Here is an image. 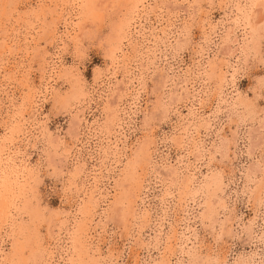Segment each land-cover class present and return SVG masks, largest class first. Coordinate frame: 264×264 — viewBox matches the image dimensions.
Returning a JSON list of instances; mask_svg holds the SVG:
<instances>
[{
  "label": "rangeland",
  "instance_id": "obj_1",
  "mask_svg": "<svg viewBox=\"0 0 264 264\" xmlns=\"http://www.w3.org/2000/svg\"><path fill=\"white\" fill-rule=\"evenodd\" d=\"M152 1L162 6L169 4L167 6L172 7V0H166L164 3H161L162 0ZM190 1L188 9L187 1L180 3L176 15L170 13L169 15L164 9L163 18H159L160 23L152 18L154 26H158L156 31L164 28L166 33L155 39L150 35L151 30H145L144 45L139 48L141 50L136 58H133L134 53L129 47L128 50L131 52L129 57L133 58L130 59L132 71L129 75L132 80L129 88L132 90L129 91L131 94L129 93L128 99L119 104L122 127L116 136L111 137V150L107 151L110 155L106 156L103 153L108 138L99 137L102 134L94 132L90 135L85 131L77 143L78 147H82L81 159L78 162L82 163L85 160V170L97 171L101 181L100 206L95 223L93 222L96 227L92 225L91 229L94 238L92 244L88 245L90 242L84 244L97 249L95 256L101 259L102 264H156L169 254L172 264H190V260L199 262V259L204 261L207 259L213 264H264V38L259 47L256 50L251 49L247 56L237 51L239 58L236 56L230 59L235 70L233 81L231 83L230 80L225 81L220 88L219 79H216L217 67L222 59L227 58L222 56L221 52V36L224 35L225 28L219 22H227L226 27L231 25L229 21L236 14V9L232 6L234 1H231L228 7H225L221 0H195L197 3L194 0ZM239 1L244 3V0ZM35 5L37 0H0V32L5 28L12 32L14 28L20 32L19 39H23L22 34L25 30L19 28L20 24L17 22L20 20L19 14L35 8ZM46 16L49 20L48 15ZM201 22L207 30L209 23L217 25V29L209 36L206 29L202 30ZM109 23V19L103 21L98 33L90 37L91 39L85 37L81 52L74 50L71 44L60 51L61 59L57 62L62 66H75L81 74L78 75L80 77L78 83L84 87L89 88L93 84L96 70L103 73L106 69L103 51L106 42L102 39L108 35ZM34 27L30 31L32 37L28 34L27 41L21 39L17 46L11 43L14 45L11 49L14 56L8 57L10 62L21 66L19 77L15 79L12 76L11 65L5 72L0 73V78L3 77L0 84L5 89L0 91V114L3 120L20 105L26 94V84H39L38 68L41 62L38 55H41L40 52L47 45L41 38L44 29L42 20ZM237 37L241 40V32L237 31ZM215 63L217 65H214ZM211 65L216 67L215 73L210 70ZM118 71L117 77L120 79L122 73L126 72ZM229 71H232V68ZM204 72H207V75ZM72 82L73 80L67 77L51 81L52 88L48 97L41 102L42 108L37 112L33 111L34 116L32 112L25 114L28 120H34V117L38 119L33 121L36 125L33 132L28 135L30 138L27 136L24 144L18 143L20 149L25 152V163L33 168L36 179L34 184L37 186L34 188L36 197L34 201L40 203L43 213L47 210L54 213L63 207L72 214L80 198L70 195V202L64 205L68 199L65 198L62 181L69 174L65 168L64 177L61 176L58 167L49 166L47 160L48 152L52 150L49 144L52 137L61 138L57 141L60 145L59 152L69 153L74 150V140L69 135L74 134L70 122L77 108H74V104L65 108L58 105L55 107L52 99L56 92L67 93ZM164 82L161 90V83ZM118 86L115 79L105 80L92 95L89 107L85 109L80 107L82 112L79 113V117L98 128L106 119L103 106L106 105L107 98L116 97L115 93L111 95V89L117 90ZM184 87L189 89L194 103V113L189 112L181 100L186 94ZM171 97L180 99L178 101L174 99L175 103L172 100L168 112L162 114L159 107L160 98H165L164 101L168 103ZM236 97L243 98L249 105L241 104L233 106L235 108L233 109L231 99ZM185 125H189L192 129L190 131L194 132L192 137L194 141L188 138L187 146L179 149L175 138L183 132ZM4 126L0 124V136ZM68 130H71L70 134ZM146 140L154 142L149 146L150 154L146 156V160L144 158V164L151 160L149 162L152 171L145 175V169H138V179L145 178L143 188L138 190L135 184L131 183L133 194L131 198L129 197L130 207L136 214L123 218L125 216L114 212L112 207L114 197L123 191L117 185L123 176L121 169L125 168V162L130 160L136 147ZM64 142L68 145L65 146ZM64 146L67 149H64ZM112 152L116 155L114 156ZM74 158L73 155L70 156L68 169L73 168L76 163ZM171 166L182 168L179 170L181 173L177 181L164 177ZM187 174L193 177L194 188L199 187L203 177L209 175L218 179L216 185L220 188L212 185L209 192H199L195 201L188 200V204L184 203L180 197L183 195L181 192ZM31 181L33 183V180ZM258 190L261 193L260 198H255ZM168 191L170 195L167 194ZM206 200L215 201V213L211 219L203 217ZM125 206H129L127 202ZM48 211L44 216H47ZM69 218V224L73 225L72 215ZM27 220L28 216L24 215V222H28ZM176 227L178 233L185 234L183 247H179L180 244L175 245L172 239L169 240ZM66 236L65 233L62 234V247L57 257L53 259L55 264H64L62 260L57 259L62 255L64 259L67 257V253L62 249L70 245L69 235ZM38 238H42V243L47 244L45 221L38 225L36 239ZM30 240L37 241L33 236ZM3 247L7 248V243Z\"/></svg>",
  "mask_w": 264,
  "mask_h": 264
},
{
  "label": "bare ground",
  "instance_id": "obj_2",
  "mask_svg": "<svg viewBox=\"0 0 264 264\" xmlns=\"http://www.w3.org/2000/svg\"><path fill=\"white\" fill-rule=\"evenodd\" d=\"M186 1L188 4V9L190 6L189 4L191 3L190 0H172V7L167 6L169 4L162 6L161 4L157 3L156 1L153 2L152 0H37V5H35V8L32 7L30 10L23 11V15L19 14L20 22L17 21L18 24H20L19 28H24L25 30V33L22 34L24 35V38L21 39L27 41L29 39L27 35L30 34V31L35 28V24H38V21L40 22L42 20L44 29L42 34L43 36H41V38L44 39L43 41L47 46L44 45L46 47H44L43 51L40 52L41 55H38L40 58L39 62H41L39 63L38 68L39 84H26V94L24 95L20 105L17 106L16 111H12L11 114L9 113L4 120L1 118L0 114V124L3 126L5 125L4 131L0 136V264H55L53 259L57 257L59 250L62 247L61 241H63V233H65V236L66 234L69 235L68 240L70 241V245L66 246L67 248H62L64 249V252L67 253L66 259H64L65 257L62 255L57 259L58 261L62 260L64 264L103 263L101 259L95 256L97 249H93L92 247L90 248V246L87 247L85 245L86 243L84 244V242H90L88 245L92 244V240L94 238V236L91 234V229L93 222L98 215L97 210L100 206L99 196H101V181L99 176H97V171L94 172L93 170V172H87L85 170V160L82 163L81 161L78 162L81 159L80 150L82 147H78L77 143L81 140V136L85 133V131H87V133L90 135L94 132H96V134H102L99 135V137L101 136L108 138V143L105 142L107 143L105 145L106 147H102L103 153L106 156L110 155L107 151L111 150V137L116 136L115 134L119 133L118 130H120L122 127V118H120L119 114L121 105L119 104L129 97V91L132 90L129 88V83L132 81L131 77L129 76L131 75L130 73L132 71V68H130L132 67L130 59L132 60L133 58H136L138 53H140L141 49L139 48H142V45H144L143 40L145 39V30H151L150 35L155 37V39H159L161 34L166 33L164 28L158 29V32L156 31L158 26H154L152 18L154 17L156 19L155 21L160 23L159 18H163L162 12L164 9H166L168 14L170 13L172 15H176L177 12H179V4ZM231 1H234L232 6L236 9L235 17L229 21L231 25L226 27L227 22H219L225 28L224 35L221 36L222 42L220 47L222 51L221 49L220 51L223 54L221 55L227 58L226 60L222 59L217 67L218 78L216 79H219L218 81L220 88H222L225 81L230 80V83L233 81V72L235 70L233 64L230 63V59L238 55L237 51L239 54L241 53L244 56H247L251 49L256 50L257 47H259L261 40L264 38V0H244L243 4L239 0H221L225 7H228ZM164 2H166V0L161 1V3ZM6 4L8 3L6 2ZM6 9L7 8H5V10ZM15 10L17 11L16 8ZM46 15H48V18H50L49 20H47ZM7 18L9 21L10 17L8 16ZM108 19L110 20L109 32L108 35L106 34V38L103 37L102 39L103 42H106L103 49V51H105L104 58H106V69H103V73L99 70H96L94 72V82L92 81L93 84L87 88L78 83L80 80L78 75L81 74L77 68H75V66H62V64L57 62V60L61 59L59 55L60 51L64 49L66 45L71 44L74 50L79 52L83 48H81V46L83 45L85 37L89 39L95 35V33H98V28L102 27L103 21ZM147 23L149 25H147ZM200 24L202 30L206 29L202 22ZM208 26L209 30L206 29V33L210 36L217 29V25H212L209 23ZM148 27H150V29H148ZM11 31L12 32L5 28L0 32V73H3V71L5 72L7 69H9V65H11L10 71H12V76L15 78L19 77L18 75L20 74L22 68L20 65H15L14 62H10V58L8 56L13 55V51H11V49L14 45L11 43H14L17 46L20 43L19 40L21 39H19L20 32L18 30L13 28ZM237 31L241 32V40H239L237 37ZM30 36L32 37L31 34ZM96 36L94 37L97 38ZM139 40H141V42H139ZM52 47L54 48V51L51 52ZM129 47L134 53L132 55L133 58L129 57L131 54V52L128 50ZM237 57L239 58V56ZM212 65L210 70L215 73L217 69H215L216 67H212ZM214 65L217 64L215 63ZM230 68H232V71H229ZM118 70H124L126 72L125 74L122 73V78L120 79L117 77L119 76ZM204 73L207 75V72ZM197 75L199 76V73ZM211 76H213V73H211ZM60 77H67L73 80L71 88L67 93L56 92L52 99L54 106L58 105L61 108H65L74 104V108H77V112L70 122V126L72 127L74 134H70L71 130H68V134H70L69 136H71L74 140V150H68L70 151L69 153L67 151L59 152L60 145L57 143V141H60L61 138L56 137L54 138L56 140H54L52 137L49 139V144L51 145L52 150L49 152L47 151L49 155L47 160L49 166H53L54 168H56V166L58 167L61 176L64 177L63 170H65V168L66 173L69 174L68 177L65 178L66 180L64 179L62 181L63 192L66 195L65 198L68 199L64 202V205H67L68 202H70V195H75L80 198L78 199V205L72 214L70 211H66L65 208L60 207V210L55 211L54 213H51V211L47 210L48 214L47 216H44L47 211L43 213V210L39 205L40 203L37 200L34 201V199H36L34 195V188L37 186L34 184L36 179L33 175V168L29 167L25 163V152L21 150L22 148L20 149L18 143L23 142L24 144L25 138H27L30 132H33V128L36 125H34L33 121L38 120L36 117H34V120H28L25 118V114L32 112V115L34 116L33 111L37 112L40 110V108H42L41 102L48 97L50 88H52L51 81H56V79ZM201 78L203 77L201 76ZM213 78H215V76ZM111 79H115L119 84L117 90L111 89V95L113 96L115 93L116 97L113 96L112 99L110 97L107 98L106 105L104 104L103 106L106 119L102 124H99L98 128H95L93 127L94 125L92 126L91 123L89 124L86 120L80 118L79 113L82 112V107L84 109L89 107L92 95L94 92L96 93V91H98V87L101 86L105 80ZM164 85L165 82L161 83V90L163 89ZM184 88V93L186 94L182 96L181 100L186 105L189 112L194 113V103L191 99L189 89H186V87ZM2 89L3 88L1 87L0 91H2ZM222 90L220 89V91ZM3 91H5V89H3ZM176 97H174V99L178 101L180 98ZM164 99L160 98L159 105L161 109L160 112H163L162 114H166L168 112L167 110L168 107L171 106H169V104H172V100L173 103H175L172 97L168 103H166ZM231 100L232 108L233 106L236 107L240 106L241 104L246 106L249 105L248 102L243 100V98L238 99L236 97V99L232 98ZM35 115L37 116L39 114ZM190 129L191 128L189 125H185L183 127V132L177 138H175V143L179 149H184L185 146H187L188 138H191L192 141H194L192 138L194 132H191ZM28 138L30 137L28 136ZM151 143L154 142H150L148 140L142 141L134 150L130 160L125 162V168L121 169L123 170V176L121 180H118L119 182L117 185L122 188L123 191H119L120 194L114 197L115 199L114 201L112 200V207L114 212L120 213V215L122 214V217L124 215L125 217L123 218H127L128 215L133 217L136 214L133 208L130 207L131 201L129 200V197L133 194L131 192L132 190L130 186H132L134 183L135 187L139 190L143 185L145 178H143V180L138 179V169H145V175H148L152 171L150 170L151 167L149 162L151 160L144 164V158L146 160V156L150 154L149 146ZM66 145H68V143H65V146ZM65 146L64 149H67ZM69 148L71 147H68V149ZM112 154L114 156L116 155L114 152H112ZM72 155L75 157L74 161H76V163L74 164L73 168L68 169V161ZM180 163L181 161L178 162L179 165ZM180 169L182 168L179 166L170 168L168 172L166 171L165 173V179L169 177L174 181H177L178 176L181 173H179ZM99 174H101V171ZM188 174L184 177L183 191L181 190L183 195L180 197L184 203L188 204V200L195 201L197 197L196 195L199 192H209V190L212 188V185H215L214 187L220 188V186H217L218 179L210 175L203 177L202 181L199 182V187L194 188L192 187L194 179ZM31 180H33V183ZM213 190L212 192H214ZM167 194L170 195L169 191ZM260 194L261 193L258 190L256 192L255 198H260ZM210 195L208 196L210 197ZM134 196H132L133 200ZM204 198H206V195ZM126 202L129 206H125ZM214 202L211 200H206L204 202L206 205V211L203 213L204 218L209 217L211 219L212 214L215 213ZM24 215L28 216V222H24ZM69 215H72L73 225L69 224ZM42 221H45L46 223L48 240L46 245L42 243V238L36 239L38 234V225ZM94 227L93 229L95 230ZM184 235V232L182 234L178 233V229L176 227L174 228L169 240L172 239V241L175 242V245L180 244L179 247H183L182 245L186 239H184ZM31 236H33V239L37 241H31ZM6 243L8 247L4 248L3 246ZM170 255L171 254L156 264H172ZM189 256L191 257L190 254ZM196 261L197 260H190V264H213L212 261L207 259L205 261L204 259H199V262Z\"/></svg>",
  "mask_w": 264,
  "mask_h": 264
}]
</instances>
